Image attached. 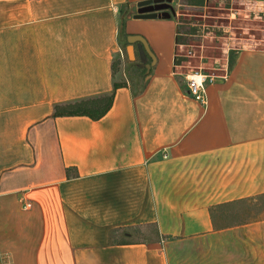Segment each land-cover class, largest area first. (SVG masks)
Returning a JSON list of instances; mask_svg holds the SVG:
<instances>
[{
  "label": "crops",
  "instance_id": "0c3cea01",
  "mask_svg": "<svg viewBox=\"0 0 264 264\" xmlns=\"http://www.w3.org/2000/svg\"><path fill=\"white\" fill-rule=\"evenodd\" d=\"M146 1L0 0V264H264V218L230 221L264 196V47L227 50L206 105L178 53L179 7L264 0ZM112 93L100 120L55 115Z\"/></svg>",
  "mask_w": 264,
  "mask_h": 264
},
{
  "label": "rangeland",
  "instance_id": "374dc122",
  "mask_svg": "<svg viewBox=\"0 0 264 264\" xmlns=\"http://www.w3.org/2000/svg\"><path fill=\"white\" fill-rule=\"evenodd\" d=\"M171 4L163 0L160 9L178 15ZM157 4L155 3L154 6ZM264 10V6L262 7ZM158 10V9H157ZM180 73L203 69L204 72L222 73L227 50L232 48L264 47V12L258 14L255 6L245 3L209 2L207 7L178 8ZM125 42H127L125 40ZM135 51L123 48L116 58V73H125L132 86L141 89L146 84L145 66L137 62ZM138 64V65H137ZM208 74V73H207ZM235 207L232 223L251 222L264 218V196L242 202Z\"/></svg>",
  "mask_w": 264,
  "mask_h": 264
},
{
  "label": "trees",
  "instance_id": "16d2710c",
  "mask_svg": "<svg viewBox=\"0 0 264 264\" xmlns=\"http://www.w3.org/2000/svg\"><path fill=\"white\" fill-rule=\"evenodd\" d=\"M163 0L146 1L141 3L140 18H171V14L166 10L159 9ZM157 4L154 6V4ZM159 7L156 9V7ZM146 71V69H145ZM122 84L116 83L115 88ZM114 102V93L110 95L98 96L86 100H81L67 106H57L55 115H85L94 120L103 118L112 108Z\"/></svg>",
  "mask_w": 264,
  "mask_h": 264
},
{
  "label": "built area",
  "instance_id": "2783aa9c",
  "mask_svg": "<svg viewBox=\"0 0 264 264\" xmlns=\"http://www.w3.org/2000/svg\"><path fill=\"white\" fill-rule=\"evenodd\" d=\"M188 94L203 105L208 103L207 83L214 80L211 74L203 70H194L185 75Z\"/></svg>",
  "mask_w": 264,
  "mask_h": 264
},
{
  "label": "water",
  "instance_id": "95a60500",
  "mask_svg": "<svg viewBox=\"0 0 264 264\" xmlns=\"http://www.w3.org/2000/svg\"><path fill=\"white\" fill-rule=\"evenodd\" d=\"M157 8H159V7L157 6L156 9H157ZM159 9H160V8H159ZM140 11H142V10H140ZM136 39H140V40L145 44L144 39L141 38V37H138V38H137V37H130V38H129V41H130V42H134V41H136ZM129 50H130V49H129Z\"/></svg>",
  "mask_w": 264,
  "mask_h": 264
}]
</instances>
